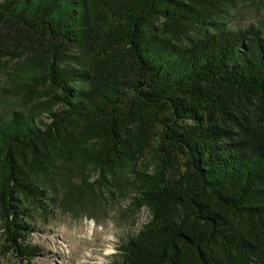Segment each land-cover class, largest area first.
<instances>
[{"label": "trees", "instance_id": "obj_1", "mask_svg": "<svg viewBox=\"0 0 264 264\" xmlns=\"http://www.w3.org/2000/svg\"><path fill=\"white\" fill-rule=\"evenodd\" d=\"M255 2L0 0V58L12 30L45 43L2 90L46 99L0 103V220L17 258L37 252L21 197L90 212L114 187L151 214L121 264H264V32L227 17Z\"/></svg>", "mask_w": 264, "mask_h": 264}, {"label": "rangeland", "instance_id": "obj_2", "mask_svg": "<svg viewBox=\"0 0 264 264\" xmlns=\"http://www.w3.org/2000/svg\"><path fill=\"white\" fill-rule=\"evenodd\" d=\"M227 17L232 25H253L264 32V0L244 4L238 10H232ZM10 34L9 39L4 38V54L0 58V103L7 104L12 101L19 105L24 103L21 104L24 107L38 105L40 100L46 99L45 87L26 85L18 94L7 92L6 96L2 89L9 75L8 66H13L30 52L38 53L45 43L36 36L27 38L25 34H17L14 30ZM70 175L75 184H83V172H70ZM96 178L98 176L93 174L89 181L93 182ZM112 189L109 192L98 188L100 197H96L95 202L90 201V212H86L76 203L73 206L74 213H63L50 205L45 198L43 200L46 210H43L21 197L19 205L31 213V220L36 228L27 243L36 246L37 252L29 261L23 262L17 258L6 240V231L0 220V264H121V245L151 219V214L146 207L136 209L133 206L128 188L124 191L114 187Z\"/></svg>", "mask_w": 264, "mask_h": 264}, {"label": "bare ground", "instance_id": "obj_3", "mask_svg": "<svg viewBox=\"0 0 264 264\" xmlns=\"http://www.w3.org/2000/svg\"><path fill=\"white\" fill-rule=\"evenodd\" d=\"M91 225H92V227L94 226V220H93V221H91Z\"/></svg>", "mask_w": 264, "mask_h": 264}]
</instances>
